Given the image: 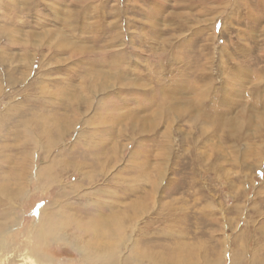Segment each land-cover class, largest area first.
I'll use <instances>...</instances> for the list:
<instances>
[{"label":"rangeland","instance_id":"1","mask_svg":"<svg viewBox=\"0 0 264 264\" xmlns=\"http://www.w3.org/2000/svg\"><path fill=\"white\" fill-rule=\"evenodd\" d=\"M108 263L264 264V0H0V264Z\"/></svg>","mask_w":264,"mask_h":264},{"label":"bare ground","instance_id":"2","mask_svg":"<svg viewBox=\"0 0 264 264\" xmlns=\"http://www.w3.org/2000/svg\"><path fill=\"white\" fill-rule=\"evenodd\" d=\"M40 214V213H39ZM40 219V215L38 216V218L36 219V221H38ZM48 220V222H46V224L45 225H43V226H41L40 228H43L42 230L43 231H41V233H42V236H46L45 237V239L44 240H48L49 238H50V236H51V227H50V221H51V219H47ZM48 223V224H47ZM52 223V222H51ZM40 228H38V230L40 229ZM38 232V231H37ZM57 238V237H56ZM55 239V238H54ZM108 264H111V263H108Z\"/></svg>","mask_w":264,"mask_h":264}]
</instances>
